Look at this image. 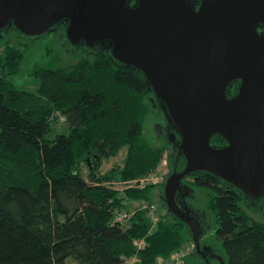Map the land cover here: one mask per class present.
Returning <instances> with one entry per match:
<instances>
[{
  "label": "trees",
  "instance_id": "1",
  "mask_svg": "<svg viewBox=\"0 0 264 264\" xmlns=\"http://www.w3.org/2000/svg\"><path fill=\"white\" fill-rule=\"evenodd\" d=\"M25 48L0 44V264H127L137 252L141 263L158 264L192 242L186 224L162 202L153 231L145 210L128 224L113 222L134 200L153 201L155 187L131 180L152 174L167 149L140 138L152 104L142 73L115 64L106 52H82L67 68L35 69V91L18 89L9 78L19 72ZM236 89L235 81L229 95ZM55 112L68 128L50 137ZM212 142L225 140L216 135ZM123 148L124 165L107 174L86 160L102 162ZM184 164L180 159L179 168ZM116 179L130 181L123 194L114 188ZM184 181L209 196L226 264H264V222L248 212L239 190L201 172ZM142 238L146 244L138 249ZM200 260L193 249L186 263Z\"/></svg>",
  "mask_w": 264,
  "mask_h": 264
},
{
  "label": "water",
  "instance_id": "2",
  "mask_svg": "<svg viewBox=\"0 0 264 264\" xmlns=\"http://www.w3.org/2000/svg\"><path fill=\"white\" fill-rule=\"evenodd\" d=\"M11 28L25 39L61 29L76 50L106 52L142 73L176 137L165 130L175 159L163 205L207 264H226L202 245L211 218L189 201L194 189L184 179L213 175L263 208L264 0H0V38ZM216 135L225 143H213Z\"/></svg>",
  "mask_w": 264,
  "mask_h": 264
},
{
  "label": "rangeland",
  "instance_id": "3",
  "mask_svg": "<svg viewBox=\"0 0 264 264\" xmlns=\"http://www.w3.org/2000/svg\"><path fill=\"white\" fill-rule=\"evenodd\" d=\"M5 42H9L14 45H26V53L25 56L21 62L20 70L17 74L11 75L10 80L14 84V86L18 89H26V90H32L35 91L36 89V79H35V73L34 70L38 67H64L67 68L70 64H74L77 61V58L80 56L82 52H84L82 49L76 50L73 45H71L63 31L61 29H58L56 31H53L43 37L36 38L33 40L22 38L19 34H17V31L13 30L11 28V31H5L3 32L2 38H0V44H3ZM77 51V52H75ZM53 120L55 121L53 123L54 130L51 132V136L53 137L57 132L62 133L67 128V122L66 118L60 113L55 112L53 115ZM159 125V128H157ZM168 125V121L166 118V115L160 108L157 107V105L154 104L152 101V104L150 103V107L148 111L146 112L144 119L142 121V133H141V140L144 143H147L153 147L158 146H167L164 158L160 161V164L156 167V169L152 173H156L157 176L155 178H151L150 174L142 176L139 178L140 180H131L134 182L136 186H140L141 183L145 184L146 186H153L155 188L152 189L151 196L153 203H156L157 205L161 203L163 200L161 198V184H159V180H161V177L164 176V178L168 175V173L172 170V167H174V148L173 145L167 140V137L165 135V129L164 126ZM171 153V157H170ZM126 158V148H123L119 154L116 157L111 158H104L102 162L96 166L95 160H90V166H96L99 168L100 172L103 174H107L108 172H111L116 167H122L125 163ZM82 172L85 176H88L89 174V167L88 165L83 162L81 165ZM150 176V177H149ZM158 178V180H157ZM148 179V180H146ZM166 179V178H165ZM192 180V179H190ZM114 188L117 189L121 194L122 192L129 187V182L123 181V180H114L113 181ZM195 198L189 199L191 203H193L194 206H196L199 209L206 208L207 212L211 214L212 221L209 225V228L205 235L202 237L201 242L202 245L204 243L212 244L214 247V250L216 253L220 254V251L222 249L221 243L216 240V227L218 223L215 220L214 214L211 211V207H209V196L206 195V191L203 189H196L194 192ZM140 200H134L132 204H130L129 208L132 212V216L140 211V206L137 205ZM163 203V202H162ZM253 210H251V209ZM248 209V212L253 215L256 219L261 220L264 222V209H259L256 207V205L251 206ZM256 209V211H254ZM259 209V210H257ZM206 212V213H207ZM157 214L159 215V209H157ZM131 216V218H132ZM131 218L129 220L123 222V223H129ZM155 227L152 226V231L155 230ZM186 247L191 246L193 249L194 244L193 242L187 243ZM192 257V256H191ZM193 261L197 259V257H192ZM206 261H198V264H205ZM213 264H220L219 261L212 259Z\"/></svg>",
  "mask_w": 264,
  "mask_h": 264
},
{
  "label": "built area",
  "instance_id": "4",
  "mask_svg": "<svg viewBox=\"0 0 264 264\" xmlns=\"http://www.w3.org/2000/svg\"><path fill=\"white\" fill-rule=\"evenodd\" d=\"M151 178H155L157 176L156 173H152L150 174ZM149 176V177H150ZM158 178H160L159 176H157ZM157 178V180H158ZM166 178V177H165ZM164 176L161 177V180H159V184H161L162 182L165 181ZM148 180V179H146ZM139 203H137L138 206H140L141 210H145L149 215H150V220L151 223L153 225V227H155L154 225H157V209H158V205L156 203L150 202V201H144V200H140L138 201ZM132 216V212L131 210H124V211H117L114 218H113V222L114 223H123L127 220H129V218H131ZM146 242L145 239H139L135 241V245L137 246L138 249H142L144 248ZM192 253V247H183L180 248L178 250L173 251L170 256L168 257V259H162L159 260L157 263L158 264H187L186 261L189 257V255ZM127 264H142L141 263V258L137 253L131 255V257H129L127 259Z\"/></svg>",
  "mask_w": 264,
  "mask_h": 264
},
{
  "label": "flooded vegetation",
  "instance_id": "5",
  "mask_svg": "<svg viewBox=\"0 0 264 264\" xmlns=\"http://www.w3.org/2000/svg\"><path fill=\"white\" fill-rule=\"evenodd\" d=\"M236 84H237V86H238L237 81H236ZM236 90H237V89H236ZM236 90L233 91L232 93L236 92ZM157 128H159V125H158ZM168 128H169V125L164 126V129H165V130H167ZM169 131H170V132H169ZM168 132H169V137L171 138V140L176 141V137H175V135H174L173 130L169 128V129H168ZM211 252H212V251H211V248H207V250H206V254L211 253ZM211 262H212V260H211Z\"/></svg>",
  "mask_w": 264,
  "mask_h": 264
},
{
  "label": "bare ground",
  "instance_id": "6",
  "mask_svg": "<svg viewBox=\"0 0 264 264\" xmlns=\"http://www.w3.org/2000/svg\"><path fill=\"white\" fill-rule=\"evenodd\" d=\"M167 177V176H166ZM166 180V179H165ZM161 184H163V182L161 183ZM193 242V241H192ZM195 249V248H194ZM192 250H193V248H192ZM190 256V255H189ZM143 263V262H142ZM144 264V263H143Z\"/></svg>",
  "mask_w": 264,
  "mask_h": 264
}]
</instances>
